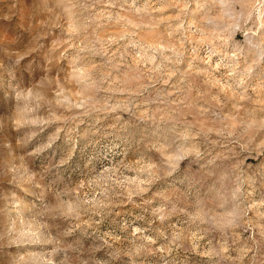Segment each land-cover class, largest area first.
I'll list each match as a JSON object with an SVG mask.
<instances>
[{
    "label": "rangeland",
    "instance_id": "obj_1",
    "mask_svg": "<svg viewBox=\"0 0 264 264\" xmlns=\"http://www.w3.org/2000/svg\"><path fill=\"white\" fill-rule=\"evenodd\" d=\"M0 264H264V0H0Z\"/></svg>",
    "mask_w": 264,
    "mask_h": 264
},
{
    "label": "bare ground",
    "instance_id": "obj_2",
    "mask_svg": "<svg viewBox=\"0 0 264 264\" xmlns=\"http://www.w3.org/2000/svg\"><path fill=\"white\" fill-rule=\"evenodd\" d=\"M135 1H131L132 4H134ZM155 4V3H154ZM156 8L159 6H155ZM161 7V6H160ZM158 9V8H157ZM161 9V8H160ZM192 24V23H191ZM200 31V30H199ZM205 55V54H204ZM210 56V55H209ZM211 60V59H210Z\"/></svg>",
    "mask_w": 264,
    "mask_h": 264
}]
</instances>
